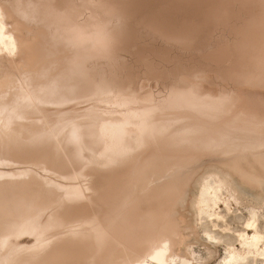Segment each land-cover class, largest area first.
I'll return each mask as SVG.
<instances>
[{
    "label": "bare ground",
    "instance_id": "1",
    "mask_svg": "<svg viewBox=\"0 0 264 264\" xmlns=\"http://www.w3.org/2000/svg\"><path fill=\"white\" fill-rule=\"evenodd\" d=\"M106 2L0 0V264H168L204 161L264 190V0Z\"/></svg>",
    "mask_w": 264,
    "mask_h": 264
},
{
    "label": "rangeland",
    "instance_id": "2",
    "mask_svg": "<svg viewBox=\"0 0 264 264\" xmlns=\"http://www.w3.org/2000/svg\"><path fill=\"white\" fill-rule=\"evenodd\" d=\"M95 1L99 3L105 0ZM165 1L146 0V3L149 7L153 6L158 10ZM108 2L111 0H107L106 3ZM148 6L145 5L146 8L141 6L127 14L140 18L139 13L141 15L150 13ZM168 8V11H163L168 12L167 17H173L177 8L173 7L172 10ZM157 47L159 49L158 45ZM186 53L184 52L183 55V52L176 50V55L173 54V57H181L179 61L182 60V64H194V67L197 65V68H205V63L191 60L190 54ZM132 59L136 60L137 57L132 55L131 58V54H128L124 61L128 66L136 69L137 63ZM175 59L178 61V58ZM6 67L7 62L1 59L0 69L4 70ZM227 158L208 159L204 161L198 172L192 174L184 199L172 213L178 234L175 242L172 243L171 252L174 258L168 264H184L185 261L186 264H228L231 260V252H235L232 264H264V190L241 183L233 172L224 166L223 163L228 160ZM210 189L219 197L217 205L211 201L214 196L209 194ZM254 216L258 217L254 229L262 236L263 241L260 249L249 252L250 244L241 236L254 233L248 228ZM167 244L171 246L170 243Z\"/></svg>",
    "mask_w": 264,
    "mask_h": 264
}]
</instances>
